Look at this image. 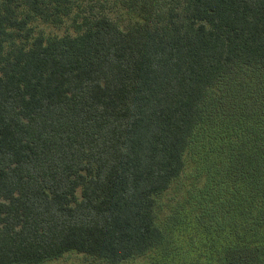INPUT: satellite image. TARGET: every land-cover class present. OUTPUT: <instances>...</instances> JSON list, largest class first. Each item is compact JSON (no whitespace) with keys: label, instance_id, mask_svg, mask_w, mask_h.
<instances>
[{"label":"trees","instance_id":"16d2710c","mask_svg":"<svg viewBox=\"0 0 264 264\" xmlns=\"http://www.w3.org/2000/svg\"><path fill=\"white\" fill-rule=\"evenodd\" d=\"M67 253L264 264V0H0V264Z\"/></svg>","mask_w":264,"mask_h":264},{"label":"rangeland","instance_id":"374dc122","mask_svg":"<svg viewBox=\"0 0 264 264\" xmlns=\"http://www.w3.org/2000/svg\"><path fill=\"white\" fill-rule=\"evenodd\" d=\"M114 14L120 17V13L116 9L114 10ZM123 18L124 16H121V19ZM33 26H34L35 34H37L36 32H40L43 35H62V34L70 33L69 32L70 29L67 23L61 27H52V26L41 25L40 22H35ZM186 182H187V170L181 176V178H179L175 182V184H173L170 190L162 198H160L164 206H165V203H169L171 205V203L175 202L174 200H177L178 196L180 195L182 186ZM165 217L167 218V214L165 213V211L164 213L162 211L158 212V219H159L160 224H163V222L165 221ZM210 229L216 230V225L213 224V228H210ZM148 261H149L148 258L141 257L133 261L125 262L122 264H145ZM43 264H106V263L100 260L93 259L88 256H84L82 254L67 253L59 259L47 261V262H44Z\"/></svg>","mask_w":264,"mask_h":264}]
</instances>
